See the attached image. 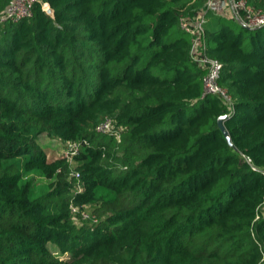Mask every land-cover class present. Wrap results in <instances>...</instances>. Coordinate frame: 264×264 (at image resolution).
I'll return each instance as SVG.
<instances>
[{"label": "trees", "instance_id": "16d2710c", "mask_svg": "<svg viewBox=\"0 0 264 264\" xmlns=\"http://www.w3.org/2000/svg\"><path fill=\"white\" fill-rule=\"evenodd\" d=\"M204 2L36 0L0 24V264H264V24ZM198 12L231 107L202 96Z\"/></svg>", "mask_w": 264, "mask_h": 264}, {"label": "built area", "instance_id": "2783aa9c", "mask_svg": "<svg viewBox=\"0 0 264 264\" xmlns=\"http://www.w3.org/2000/svg\"><path fill=\"white\" fill-rule=\"evenodd\" d=\"M36 0H10L8 5L0 13V24L6 22H16L22 18L29 17L31 15L32 5ZM231 8H233L232 16L242 25L248 28L260 27L264 24V11L260 8H256L254 5L249 7L246 0H227ZM210 6V0H205L202 8H208ZM47 3L42 4V9L46 10ZM195 18V21L193 20ZM205 18L203 14L198 12L197 16H182L179 18V27L187 32L191 37L190 46V58L197 65L205 69V73L202 76V96L216 95L218 96L228 107L232 105V98L230 93L225 87H222L218 83L221 71V63L211 58L206 53V48L201 40L203 33V24ZM113 124L110 119L106 118L100 121L96 125V130L99 132L113 131ZM77 145L72 144L69 146V150L74 152ZM73 211L75 210L72 209ZM87 214H83L86 217Z\"/></svg>", "mask_w": 264, "mask_h": 264}, {"label": "rangeland", "instance_id": "374dc122", "mask_svg": "<svg viewBox=\"0 0 264 264\" xmlns=\"http://www.w3.org/2000/svg\"><path fill=\"white\" fill-rule=\"evenodd\" d=\"M250 5L252 4H249L248 6L252 7ZM209 7L214 8L215 12L230 14L231 16H232V12L234 11L233 8L230 7L229 2L227 0H210ZM260 10L264 11L261 8ZM197 14L198 13H195L194 15L197 16ZM193 20L195 21V18ZM39 142L45 148L48 159H52V158L54 159L56 157L65 155L67 152L65 145H62L60 142H58L54 138L40 137Z\"/></svg>", "mask_w": 264, "mask_h": 264}, {"label": "water", "instance_id": "95a60500", "mask_svg": "<svg viewBox=\"0 0 264 264\" xmlns=\"http://www.w3.org/2000/svg\"><path fill=\"white\" fill-rule=\"evenodd\" d=\"M46 13H48L49 15H51L52 16V14H53V12H52V10L50 9V8H47L46 10ZM245 28H248V27H246L245 25H243ZM227 114H223V115H221V116H219L218 118H217V126L220 128V130H221V132H222V134H223V136L225 137V139H226V141L229 143V144H231L230 143V138H229V134H228V132H227V130H226V128L224 127V124H223V121L227 118Z\"/></svg>", "mask_w": 264, "mask_h": 264}]
</instances>
